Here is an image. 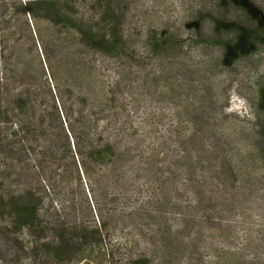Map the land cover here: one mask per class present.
<instances>
[{"label": "rangeland", "instance_id": "obj_1", "mask_svg": "<svg viewBox=\"0 0 264 264\" xmlns=\"http://www.w3.org/2000/svg\"><path fill=\"white\" fill-rule=\"evenodd\" d=\"M53 1L74 7L69 21L48 0H0V102L31 88L44 106L47 81L106 133L119 101L146 161L130 193L116 188L102 240H82L73 264H264V0H230L228 15L226 0ZM89 20L115 28L105 49L77 29ZM217 28L233 42H213ZM57 203L48 192L41 239L0 221V264H64L44 253L57 242ZM79 217L68 216V237ZM157 234L170 242L164 256Z\"/></svg>", "mask_w": 264, "mask_h": 264}, {"label": "trees", "instance_id": "obj_2", "mask_svg": "<svg viewBox=\"0 0 264 264\" xmlns=\"http://www.w3.org/2000/svg\"><path fill=\"white\" fill-rule=\"evenodd\" d=\"M48 1L50 11L60 13L65 22L70 20L74 9L71 4ZM226 1L223 14L228 15L231 3ZM53 12H48L46 17L56 22ZM31 13L35 15L34 8ZM83 22L77 29L86 43L105 49L110 38H115V28L96 29L92 20ZM215 35L213 42H233L223 38V29L217 28ZM170 42L173 43L170 36L165 43L160 38L154 49ZM41 87L48 97L44 106L39 105V96L31 88L0 102V221L14 232L26 230L36 239L43 238L45 196L52 192L59 201L53 211L48 212L53 219L51 229L57 242L47 246L44 253L58 262L73 264L81 253L82 240L87 237L102 240L103 231L114 214L109 206L113 207L116 200V188L122 185L125 193H130V182L139 180L146 161L143 162L145 156L140 153L135 134L127 130L121 115L122 103L118 101L117 117L110 123V130L104 133L93 123L95 117L91 113L84 115L82 111L76 117L60 90L56 96L47 81ZM86 99L84 96L80 100ZM261 133L264 140V124ZM184 158L187 162L181 171L189 181V152ZM96 186L99 193H96ZM77 211L81 217L72 224L76 236L68 237L64 230L68 216ZM87 215L98 217L99 224L89 229L85 221ZM40 227L42 229L38 230ZM159 235L156 237L164 256L169 252L170 242L161 243L160 240L167 238ZM78 241L82 242L77 244ZM189 257L195 259L194 251ZM147 261L149 257L139 256L132 264H148Z\"/></svg>", "mask_w": 264, "mask_h": 264}]
</instances>
